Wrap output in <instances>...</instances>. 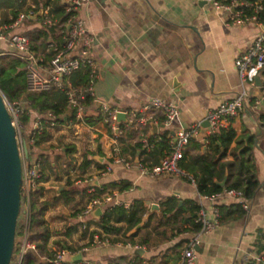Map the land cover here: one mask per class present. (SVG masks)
<instances>
[{"label": "crops", "instance_id": "1", "mask_svg": "<svg viewBox=\"0 0 264 264\" xmlns=\"http://www.w3.org/2000/svg\"><path fill=\"white\" fill-rule=\"evenodd\" d=\"M36 1L26 0L24 5L27 12H34L27 17L33 21H22L15 31L28 35L32 52L40 54L44 53L45 32L40 13L47 7ZM262 1H241L248 4L244 14L254 16L244 22H236L234 13L196 0H90L77 10L94 37L92 52L99 76L93 85V103L83 111L82 122L64 118L49 128L51 137L34 148L33 155L38 159L47 155L55 168H46L47 178L39 182L42 189L34 202L46 203L43 219L51 232L48 248L53 253L70 251L60 264H178L185 242L195 231L189 220L194 203L209 218L214 208L225 207L219 213V225L200 237L195 264H257L264 258V152L260 147L264 129L256 118L264 106V65L251 72L254 82L259 76L262 85L247 87L251 99L262 100L259 108L245 109L230 125L236 137L244 134L246 139L262 129L253 150L259 185L242 215L233 206L238 204L234 199L223 192L212 199L202 196L188 178L150 177L135 167L113 164L111 130L100 118L102 103L128 111L162 98L177 105V118L166 127L163 114L157 112L156 121L146 127L149 136L158 142L164 135L169 138L202 121L197 138L185 147L188 154L197 153L196 144L207 140L203 121L207 111L236 97L241 89L234 60L262 28ZM50 39L59 41V36L53 32L45 42ZM1 52H7L4 42H0ZM42 116L31 112L29 121ZM64 144L72 147L70 155L61 151ZM136 144L134 132L124 130L119 139L121 152L136 160L142 152ZM164 153L163 147L155 145L145 159L157 163ZM231 158L228 153L224 160ZM108 165L111 169L104 172ZM67 177L71 185L66 184ZM91 188L112 199L100 207V216H81L93 196ZM64 189L69 192L67 200L60 196ZM105 213L110 214L108 223L114 228L109 232L99 224ZM68 228L70 235L64 234ZM95 236L102 242H93Z\"/></svg>", "mask_w": 264, "mask_h": 264}, {"label": "built area", "instance_id": "2", "mask_svg": "<svg viewBox=\"0 0 264 264\" xmlns=\"http://www.w3.org/2000/svg\"><path fill=\"white\" fill-rule=\"evenodd\" d=\"M90 0H61L63 9L68 15L64 23H58L56 18L49 13V7L41 11V24L45 28H52L59 36V41L50 39L48 41L46 51H51L48 61L44 59V53L37 54L31 50V41L28 35L15 31L20 26L23 19L34 16V12H21L12 22L0 25V42H4L7 46V52H1L0 55L8 54L20 57L26 62V90L31 93H40L48 91L52 88L62 90L67 97V104L76 108L75 119L78 122L83 121V101L86 96L93 97V85L98 78V67L93 56L94 37L86 28L83 18L77 15V10L86 5ZM211 3L215 8L222 9L227 12L234 13L233 18L236 22L248 21L254 16H247L243 9L248 4H244L239 0H230L228 3H222L219 0H196ZM65 26V30L62 27ZM57 43V44H56ZM264 65V17L262 19V28L260 32L253 38L248 48L234 60V67L238 73L241 89L236 97L219 103L216 107L207 111L203 121L206 122L207 137L216 135L221 129L231 125L232 119L243 112L247 108L256 110L262 100L251 99L248 94V85H254V79L251 72L261 70ZM85 67L88 69L90 82L86 88L74 86L68 80V75L78 69ZM7 110L9 112L13 126L16 129V137L18 147L22 157V183L21 191L24 192L25 207L22 211V243L20 245L17 256H13L8 264H23L24 253L28 249H34L35 246L28 240V230L30 222V191L35 189L40 177L41 163L38 158H31L29 163V151L24 154V144L32 146L34 137L39 133L38 120L33 121L32 132L26 140L23 135V125L20 121V114L24 111L21 101L7 102L3 97ZM100 118L107 124L111 130V147L110 159L113 164H119L126 168L135 167L141 175L150 177L176 176L184 177L193 181L192 176L186 172L181 166L180 161L186 145L189 141L197 138L198 131L202 126V121L193 123L186 128L179 129L175 134H171L169 140V151L165 152L157 163H148L147 153L153 147L150 142L151 137L146 131V127L156 121V113L163 114V123L166 127H171L177 118V105L173 102L166 101L162 98H152L140 109H131L128 111H120L111 108L108 104H101ZM124 113L123 126H120L118 113ZM49 127L54 129L60 123L57 117L48 112ZM124 129H130L135 134V141L140 144L142 151L140 156L134 160L123 154L119 147V139ZM144 151V152H143ZM147 152V153H146ZM108 165L104 172L110 170ZM234 199L244 210L248 209L247 199L240 190L224 189L221 192ZM93 194L87 205L81 210L80 215L85 216L92 211L101 207L104 203L109 202L111 195L105 193L102 195L95 194L94 189H90ZM214 195L210 196V199ZM214 216L209 218L200 207L195 222L199 224V229L194 232L185 242V246L181 252L178 264H195L197 260L196 248L199 245L200 237L209 233L219 225V211L214 208ZM103 241L107 242V239ZM93 242H102L98 236L93 238ZM70 251L60 249L53 254L51 261L54 264H60L62 259ZM257 264H264V258L259 259Z\"/></svg>", "mask_w": 264, "mask_h": 264}, {"label": "trees", "instance_id": "3", "mask_svg": "<svg viewBox=\"0 0 264 264\" xmlns=\"http://www.w3.org/2000/svg\"><path fill=\"white\" fill-rule=\"evenodd\" d=\"M34 1V0H33ZM222 3H228L230 0H219ZM244 1V0H239ZM248 1V0H245ZM26 0H0V25L12 22L17 18L19 13L27 12L24 8ZM41 7H49V13L53 18L58 20V23H64L67 18V14L63 9L61 0H37ZM263 9H264V0ZM38 7L33 10L37 11ZM264 14V12H263ZM261 16V18H263ZM42 20V16L40 17ZM37 16V19H40ZM24 22H32L33 20L25 18ZM65 30V26L62 27ZM54 30L52 28H45L43 43L44 59L48 61L51 56V51L45 52L48 42H45L47 36L52 34ZM57 44V43H56ZM2 60L0 62V92L8 102L21 101L24 105V111L20 114V121L22 124H26L30 120L31 112H37L43 115L38 119L39 133L34 137V144L30 148L40 147L41 143L49 140L51 133L49 131V118L48 112H52L60 123L64 122V118L69 120L75 119L76 108L68 106L67 97L62 90L52 88L45 92L31 93L26 90V62L20 57L11 56L8 54L0 55ZM264 74V71H263ZM68 80L74 86L86 88L89 85L90 78L88 69L85 67H79L72 71L68 75ZM262 93L264 96V82L262 85ZM25 97L26 100L22 101ZM93 103V97L87 95L83 101V110L89 107ZM60 113L64 115L61 116ZM258 124L264 129V106L257 115ZM121 126L123 124L121 123ZM126 130V129H124ZM32 132V128L29 129L27 136L23 137L27 140ZM262 134V130L256 134L251 135L246 139L244 134L236 137L235 130L229 126L221 129L216 135H210L207 137L206 142L196 144L198 150L195 154H188L184 150L183 157L180 161V166L188 172L196 185L197 191L202 196H212L224 189H236L243 193V196L248 200L254 195L258 185V172L253 155L254 148L258 147L256 138ZM192 141V140H191ZM186 145L188 146L190 142ZM153 147L160 145L164 148L165 152L169 151V140L165 135L160 141L150 139ZM233 147L230 148L231 144ZM140 148V144H136ZM203 147V151L200 148ZM264 152V142L260 146ZM62 148H65L64 150ZM151 148V149H152ZM29 151V149H28ZM61 151L64 155H70L73 151L72 147L64 144L61 146ZM144 152V151H143ZM150 152V151H149ZM148 152V153H149ZM147 153V152H146ZM147 153V154H148ZM231 155V159L224 160L227 154ZM164 155V154H163ZM39 161L41 163L40 177L37 182L46 180V168L54 170L53 164L49 161L47 155L40 156ZM72 161L69 160L67 164ZM87 163L84 161L83 165ZM83 167V166H81ZM224 181L223 185L220 183ZM67 185H71L70 178L67 177ZM37 184L36 188L30 191V222L28 230V240L34 244V249H28L23 256V264H54L51 262L53 258V251L48 248V240L51 232L43 219V213L46 208V203L41 202L36 204L34 197L41 191V187ZM60 196L65 200L68 199V190L61 191ZM22 193V191H21ZM21 195V194H20ZM239 213L244 214L245 210L240 204L233 205ZM225 208V207H224ZM219 208L221 214L222 209ZM200 209L198 203L191 204L189 220L196 232L199 229V224L195 222V218ZM110 214L105 213L101 217L100 226L105 232H109L114 228L109 225L108 218ZM23 225H20V233L22 234ZM64 234L70 235V228L64 230ZM131 240V239H130ZM19 250V249H18Z\"/></svg>", "mask_w": 264, "mask_h": 264}, {"label": "water", "instance_id": "4", "mask_svg": "<svg viewBox=\"0 0 264 264\" xmlns=\"http://www.w3.org/2000/svg\"><path fill=\"white\" fill-rule=\"evenodd\" d=\"M199 1V4H205ZM255 83L262 85L259 76ZM26 98L23 97L22 101ZM124 113H118V119H124ZM262 129L259 128L257 133ZM249 137V136H247ZM28 148L24 144V154ZM22 183V157L18 147L16 129L12 124L5 101L0 92V264H8L14 250L15 231L20 213ZM224 181L220 183L223 185ZM92 215L100 216L101 208H95Z\"/></svg>", "mask_w": 264, "mask_h": 264}, {"label": "rangeland", "instance_id": "5", "mask_svg": "<svg viewBox=\"0 0 264 264\" xmlns=\"http://www.w3.org/2000/svg\"><path fill=\"white\" fill-rule=\"evenodd\" d=\"M1 61H3V60H2V58L0 56V62ZM6 101L8 102V99H6ZM22 104H23V102H22ZM22 125H23V135L26 137L29 129L32 128L33 124L30 123V121H29L28 123L22 124ZM28 149H29V156L30 157H29V159L26 160L27 163H29L31 161V158L34 155V148H30V146H28ZM24 196H25L24 192L22 191V193H21L20 213H19V216H18L16 231H15V241H14L13 256H17L19 246H20V244L22 242V239H23L22 234L20 233V225L22 223V211H23V209L25 207V197Z\"/></svg>", "mask_w": 264, "mask_h": 264}]
</instances>
